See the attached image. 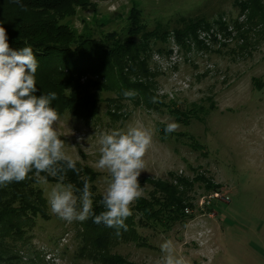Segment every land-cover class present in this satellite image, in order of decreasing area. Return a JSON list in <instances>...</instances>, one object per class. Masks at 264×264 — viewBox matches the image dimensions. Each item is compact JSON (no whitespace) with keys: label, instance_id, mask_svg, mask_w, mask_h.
Instances as JSON below:
<instances>
[{"label":"rangeland","instance_id":"obj_1","mask_svg":"<svg viewBox=\"0 0 264 264\" xmlns=\"http://www.w3.org/2000/svg\"><path fill=\"white\" fill-rule=\"evenodd\" d=\"M82 1L56 18L57 26L109 47L130 39L138 60L123 68L127 82L117 68L108 79L84 76L85 89L74 97L87 103L88 115L59 114L77 170L65 166L55 176L33 170L14 196L3 194L1 202L37 211L21 237L0 232V264H166L168 257L181 264H264V0ZM190 21L208 28L176 34ZM0 25L10 27V16L1 14ZM168 123L176 131L166 134ZM131 124L152 134L138 177L143 191L127 231L117 236L110 228L99 238L102 249L87 238L104 225L86 229L90 217L58 218L49 193L70 183L79 198L87 186L94 211H105L110 175L97 168L99 140ZM162 182L179 186L183 205L171 203ZM143 201L150 206L144 212Z\"/></svg>","mask_w":264,"mask_h":264},{"label":"clouds","instance_id":"obj_2","mask_svg":"<svg viewBox=\"0 0 264 264\" xmlns=\"http://www.w3.org/2000/svg\"><path fill=\"white\" fill-rule=\"evenodd\" d=\"M38 66L33 48H10L6 30L0 25V188L25 180L33 170L53 176L65 166L77 170V160L65 151L59 113L52 107L57 93L35 94ZM177 127L168 123L164 132L170 134ZM151 142L150 130L140 124L102 134L97 168L110 175L102 199L105 211L95 213L87 186L78 198L72 184L61 182L49 193L52 213L68 222L91 217L94 223L115 229L117 236L121 229L127 231L125 221L132 215L131 205L142 195L138 177L146 169L144 157ZM166 264L181 262L168 257Z\"/></svg>","mask_w":264,"mask_h":264},{"label":"trees","instance_id":"obj_3","mask_svg":"<svg viewBox=\"0 0 264 264\" xmlns=\"http://www.w3.org/2000/svg\"><path fill=\"white\" fill-rule=\"evenodd\" d=\"M249 3L251 4L250 0ZM258 5V3H254ZM83 5L82 0H0V15L10 16L11 25L5 28L9 46L12 49H20L25 46H31L38 60V69L36 72L37 96L56 92L57 99L52 102L59 114L69 110L74 115L87 114L86 104L81 105L74 95H77L81 87L80 81L86 75H101L108 79L109 73L114 68L119 70L121 81L127 82L123 77V68L125 65H135L137 47L130 39L116 43L114 46H107L94 38H75L64 26H57L58 17L72 14L76 6ZM246 8V4L243 5ZM57 18V19H56ZM207 23L202 21H190L185 28L176 34L193 35L198 27L208 28ZM134 29V28H133ZM154 34V33H152ZM151 34V35H152ZM144 36L150 34L144 33ZM90 84H94L90 82ZM71 90V91H68ZM168 182H162L160 187L167 190L170 194L171 203L178 206L183 205L180 198H185L183 192H180L177 198L179 186L168 187ZM177 183L186 181L178 178ZM22 181L12 182L5 187L0 188V219L4 223L0 229L4 235L15 234L21 237L25 231L26 222L31 219L37 209L26 206L20 202V205H13L9 199L3 202V194L8 193L14 196L17 188L21 186ZM15 188V190H14ZM13 190V192H9ZM39 203L43 201L38 195ZM140 206V202L137 203ZM137 205L136 208L139 206ZM149 204L143 201V212L147 211ZM184 210L187 207L183 208ZM98 210V209H97ZM95 210L96 214H99ZM91 218V217H90ZM90 219L85 228L97 227ZM100 228V229H99ZM97 227V232L87 238L95 247L104 248V243L99 241L100 237L106 238L110 234V228L106 226Z\"/></svg>","mask_w":264,"mask_h":264}]
</instances>
